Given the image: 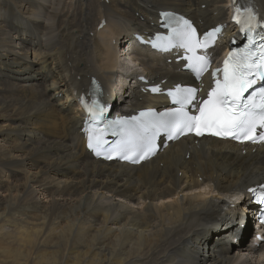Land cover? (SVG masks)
Instances as JSON below:
<instances>
[{
    "label": "bare ground",
    "instance_id": "obj_1",
    "mask_svg": "<svg viewBox=\"0 0 264 264\" xmlns=\"http://www.w3.org/2000/svg\"><path fill=\"white\" fill-rule=\"evenodd\" d=\"M229 7L0 0V264H264V242L241 222L248 189L264 183V145L187 137L140 166L106 163L87 151L75 97L96 77L115 111L162 107L167 100L142 92L131 66L164 88L195 82L177 50L161 54L135 37L163 32L161 11L205 30Z\"/></svg>",
    "mask_w": 264,
    "mask_h": 264
},
{
    "label": "snow or ice",
    "instance_id": "obj_2",
    "mask_svg": "<svg viewBox=\"0 0 264 264\" xmlns=\"http://www.w3.org/2000/svg\"><path fill=\"white\" fill-rule=\"evenodd\" d=\"M162 15L168 34L158 32L147 42L161 51L182 49L185 53L182 58L189 69L197 80L202 79L215 63L214 46L217 38L222 37L225 26L198 32L197 27L182 16ZM233 19L240 27L245 43L242 47L235 46L236 40L233 39L234 46L223 61V68L210 72L212 86L205 96L200 95L199 87L177 85L167 92L174 105L170 110L158 113L149 109L130 122L117 120L107 125V128L120 129L119 132H112V135L121 137L114 148V151L122 153L120 159L134 164L147 159L155 153L156 137L161 132L168 139L189 134L203 137L207 134L240 143L264 142V18L258 17L254 5L250 3L243 10L237 7ZM150 91L157 93L161 89L156 85ZM81 103L89 113L92 125L87 133V146L100 155L104 145L112 147L108 141L101 139L107 134L104 127L107 122L103 115L105 107L94 97L91 104L83 97ZM105 159H112V156L107 155ZM248 191L257 195L255 189ZM258 195L260 202L264 203V192Z\"/></svg>",
    "mask_w": 264,
    "mask_h": 264
},
{
    "label": "rangeland",
    "instance_id": "obj_3",
    "mask_svg": "<svg viewBox=\"0 0 264 264\" xmlns=\"http://www.w3.org/2000/svg\"><path fill=\"white\" fill-rule=\"evenodd\" d=\"M171 64V63H170ZM170 186V184L168 185V187ZM181 198V197H180ZM249 218V217H248ZM250 219V218H249ZM250 224H251V226L253 225V223H252V221L251 222H249ZM253 227V226H252ZM250 242H251V240H250ZM250 242H247V240L245 241V243L244 244H242V249L244 250L245 248H247L248 247V245H249V243ZM236 246H239V247H241V245H236ZM239 247H236V248H234V251H235V255H237L239 252L237 251V249H239ZM237 253V254H236ZM240 254V253H239ZM241 254H243L242 252H241ZM248 255H246V257H247ZM249 258H251L252 260H253V263L255 262V258L253 259L252 258V256H249Z\"/></svg>",
    "mask_w": 264,
    "mask_h": 264
}]
</instances>
